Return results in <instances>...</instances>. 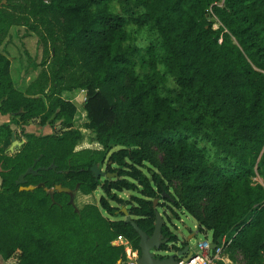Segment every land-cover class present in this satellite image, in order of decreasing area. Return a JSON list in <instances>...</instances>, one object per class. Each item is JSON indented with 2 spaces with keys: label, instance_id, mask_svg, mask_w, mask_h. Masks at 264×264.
<instances>
[{
  "label": "trees",
  "instance_id": "obj_1",
  "mask_svg": "<svg viewBox=\"0 0 264 264\" xmlns=\"http://www.w3.org/2000/svg\"><path fill=\"white\" fill-rule=\"evenodd\" d=\"M115 1L0 0V45L20 26L40 47L38 61L24 51L23 73H35L22 90L0 50V113L12 114L0 122V256L125 264L112 239L121 234L139 252L138 235L116 203L150 234L156 198L209 230L220 253L264 264V0ZM130 24L148 31L145 45L131 40ZM76 88L97 147L75 148V106L61 91ZM50 114L62 132L29 133V150L2 148L10 123L39 116L44 124ZM35 158L33 168L54 167L25 174L23 184L77 182L74 197L99 185L97 202L73 198L74 210L63 191L19 189L17 175ZM92 163L116 175L100 181ZM120 190L136 193L121 199ZM160 232V248L185 243L163 221Z\"/></svg>",
  "mask_w": 264,
  "mask_h": 264
},
{
  "label": "rangeland",
  "instance_id": "obj_2",
  "mask_svg": "<svg viewBox=\"0 0 264 264\" xmlns=\"http://www.w3.org/2000/svg\"><path fill=\"white\" fill-rule=\"evenodd\" d=\"M112 3L116 5V1L112 0ZM216 25L215 23L213 24ZM130 38L133 42L139 44L140 46L145 45L147 40L149 39V33L144 27H136L135 25L127 26ZM23 28L20 26H12L9 29L8 36L0 45V50L4 52L9 60H10V76L14 85L22 90L25 83L34 75L35 71H30L27 74L23 73V69L27 65V58L25 54V50L27 53L36 61L40 58V47L36 44V37L34 34L29 33L25 36H21ZM169 84H173V82L168 78ZM61 95L63 97L71 100L75 106V111L72 120V126L77 130V134L79 135V141L75 148L89 146V147H97L98 145L95 142H92L88 137L89 130L87 129V122L85 121V112L82 107L83 98L85 96L83 89H73L70 91L63 90L61 91ZM1 114V113H0ZM5 120H1L2 122L10 120L12 114L6 113L4 114ZM52 119V114L47 115L45 118V123L40 124L39 116L32 117L27 119L23 124L12 125V133L14 141H18V145L14 143V145L3 143L2 148L6 151L12 153L16 150H29L33 141L28 137L29 133L34 134H45V133H59L62 132L63 128L59 124L58 120L52 119V122L49 121ZM256 179L259 180V176H256ZM101 181V180H100ZM101 193V188L99 185L94 187L88 194H77L75 195V203L77 205L81 204L84 201H92L97 202V197ZM131 193H136L135 191H127L120 190L116 191V194L121 199H127V197ZM156 199V198H155ZM111 204H114L113 201H110ZM116 204L120 205L119 208L124 206L123 201L117 202ZM155 209L161 215L162 221L167 225L168 229L175 233L177 236L176 244L181 245L184 241L187 242L188 248L190 250H196V243L203 239L207 241L210 240V231L207 230L205 232L197 231L195 228L196 222L195 220L186 212L176 210V214H174L169 206L157 204V199L154 202ZM117 212V211H116ZM104 213V212H103ZM124 217V215H122ZM174 249L171 246V242H167L165 248H159L154 253L159 254H168L173 252ZM210 252H212L210 250ZM15 253L9 257L10 260L15 259ZM243 264V259L237 252H228L222 251L219 254V258L214 259L211 264ZM259 264H263V261L260 260Z\"/></svg>",
  "mask_w": 264,
  "mask_h": 264
},
{
  "label": "water",
  "instance_id": "obj_3",
  "mask_svg": "<svg viewBox=\"0 0 264 264\" xmlns=\"http://www.w3.org/2000/svg\"><path fill=\"white\" fill-rule=\"evenodd\" d=\"M11 145L14 143L18 145V141H14L13 139V133L11 132L10 135ZM36 158L32 161L30 165H28L22 172H20L16 179L15 183L18 184L19 189H25V190H31L34 187L41 186L45 192H47L49 195L52 194L54 190L56 191H63L67 194L68 199L67 202L73 206V209L75 210L76 207L73 202L74 194L77 189L78 183L76 182L72 187H68L66 185H61L60 183L56 182L53 183L50 186L43 185L42 182L33 183V184H23V176L27 173H36L37 169H46V168H53L54 164L51 161L46 166H36L32 167ZM90 171L94 178H97L98 175L104 174L102 170H100L96 164L92 163L90 166ZM116 175V171H112L109 173H105V177L109 178L110 176ZM155 198L152 199V205L154 206ZM121 211L124 214V220L128 221L130 225L133 227V229L136 231L138 235V257L136 259L137 264H170L175 261L174 255H179L180 257L187 259L190 254L191 250L188 248L187 242H185L181 248L174 250L173 252L168 253L166 256L159 257L156 253H154L156 250L160 248V244L165 241V238L161 235L160 227L162 223L161 215L158 213L156 209H154V220L152 225V230L150 234H146L143 230H141L136 223L130 219V217L127 214V211L124 207L120 208ZM212 246L215 244L212 242H209Z\"/></svg>",
  "mask_w": 264,
  "mask_h": 264
},
{
  "label": "built area",
  "instance_id": "obj_4",
  "mask_svg": "<svg viewBox=\"0 0 264 264\" xmlns=\"http://www.w3.org/2000/svg\"><path fill=\"white\" fill-rule=\"evenodd\" d=\"M112 242L122 244L125 264H137L138 252L132 247L126 237L121 234H116ZM212 247H214V250L210 252ZM219 254H221L219 246H212L209 241L203 239L196 243V250H191V254L187 259L179 257L170 264H211L214 259L219 258Z\"/></svg>",
  "mask_w": 264,
  "mask_h": 264
},
{
  "label": "crops",
  "instance_id": "obj_5",
  "mask_svg": "<svg viewBox=\"0 0 264 264\" xmlns=\"http://www.w3.org/2000/svg\"><path fill=\"white\" fill-rule=\"evenodd\" d=\"M1 120H5V116H4V114H0V122H2ZM10 143H11V140H10L9 144H10ZM209 242H211V241L209 240ZM14 260H15V259H13V258H12V260H10L9 257L6 258V259H4V258H2V257L0 256V264H12V263L14 262Z\"/></svg>",
  "mask_w": 264,
  "mask_h": 264
},
{
  "label": "flooded vegetation",
  "instance_id": "obj_6",
  "mask_svg": "<svg viewBox=\"0 0 264 264\" xmlns=\"http://www.w3.org/2000/svg\"><path fill=\"white\" fill-rule=\"evenodd\" d=\"M98 168L104 172V174H102V175H98V177H97V178H99V180H101V181H102L104 178H107V177H105V173L112 172V171H108V170H106V169L104 168L103 163L100 164V165L98 166ZM110 177H111V176H110ZM97 178H96V179H97Z\"/></svg>",
  "mask_w": 264,
  "mask_h": 264
}]
</instances>
